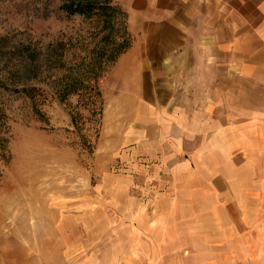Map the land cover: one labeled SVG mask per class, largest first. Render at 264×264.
Masks as SVG:
<instances>
[{
	"label": "rangeland",
	"instance_id": "1",
	"mask_svg": "<svg viewBox=\"0 0 264 264\" xmlns=\"http://www.w3.org/2000/svg\"><path fill=\"white\" fill-rule=\"evenodd\" d=\"M59 5L0 0L6 57L39 50L44 96L34 107L14 78L0 88V264H264V240L261 259H235L226 225L238 214L196 175L200 133L181 144L145 133L156 116L130 84L105 83L130 43L120 0L111 18Z\"/></svg>",
	"mask_w": 264,
	"mask_h": 264
},
{
	"label": "crops",
	"instance_id": "2",
	"mask_svg": "<svg viewBox=\"0 0 264 264\" xmlns=\"http://www.w3.org/2000/svg\"><path fill=\"white\" fill-rule=\"evenodd\" d=\"M120 5L130 43L105 83L114 91L130 84L138 103L148 106L156 123L142 125L145 133L163 130L180 144L200 133L203 161L196 163L203 173L195 172L204 193L221 199V210L238 214L236 221H226L231 234L236 229L229 236L235 259H261L264 0H120Z\"/></svg>",
	"mask_w": 264,
	"mask_h": 264
},
{
	"label": "trees",
	"instance_id": "3",
	"mask_svg": "<svg viewBox=\"0 0 264 264\" xmlns=\"http://www.w3.org/2000/svg\"><path fill=\"white\" fill-rule=\"evenodd\" d=\"M110 2L111 0H60L59 7L62 8L67 15L80 14L88 16L92 13L95 14L96 12L104 18H111L115 9L112 5H110ZM106 21L108 20L106 19ZM2 43L3 38L0 40V63H3L2 67L6 68H0L2 71V74L0 75V88L5 89V86L8 85L3 81H11V79L14 78L13 85L17 84L19 86L16 87H20V89H17L14 86L16 90L28 95L30 101L35 107L36 102H42L44 99L42 93L38 95L36 93L38 87H36L35 82L38 81L32 83V81H34L33 79L37 75L36 68L39 67V60H41L39 50L32 48L30 43L23 45L17 50L18 55L15 62L12 63L9 61L12 56L6 57V55L11 53V51L4 50ZM44 51L45 59H47V54L51 57V53H47L46 49ZM11 54H13V52ZM0 118H2L1 112Z\"/></svg>",
	"mask_w": 264,
	"mask_h": 264
}]
</instances>
